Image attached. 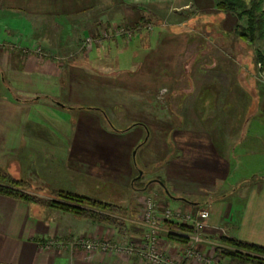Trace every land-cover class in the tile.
Masks as SVG:
<instances>
[{
	"label": "crops",
	"instance_id": "obj_1",
	"mask_svg": "<svg viewBox=\"0 0 264 264\" xmlns=\"http://www.w3.org/2000/svg\"><path fill=\"white\" fill-rule=\"evenodd\" d=\"M155 1L0 0V170L37 196L78 195L128 211L119 230L0 196V264H143L137 256L42 246L81 237L140 246L148 229L136 201L146 195L159 203L158 217L164 207L208 209L205 253L213 255L223 237L264 247V8L252 60L227 51L241 47L232 16L240 13L222 8L223 0H180L185 25L150 30L146 16L163 5ZM79 22L129 24L135 32L105 38L86 54L69 40ZM62 41L72 53L63 63L34 54L40 45L64 53ZM135 43L142 62L121 70L116 52ZM188 52L194 60L184 62ZM99 67L119 74L93 84L91 69ZM238 162L249 174L230 183ZM168 231L163 223V250L179 259L185 245Z\"/></svg>",
	"mask_w": 264,
	"mask_h": 264
},
{
	"label": "rangeland",
	"instance_id": "obj_2",
	"mask_svg": "<svg viewBox=\"0 0 264 264\" xmlns=\"http://www.w3.org/2000/svg\"><path fill=\"white\" fill-rule=\"evenodd\" d=\"M159 1H162L163 5H160L159 7H157V9L154 8V10L152 11L153 14H151L150 16H146L145 20H147V26H151V29L155 26V27H158V26H163L165 28H170V27H181L182 25L184 26V22L183 20L181 19V16H179V14H181V12H184V11H181L180 10V7H181V3H180V0H177V2H174L175 0H170V2H168V0H158V1H155L157 2L155 5H157L158 3L161 4ZM243 1V0H242ZM142 2V1H141ZM154 2V1H153ZM173 2V3H172ZM244 3V8L242 9H237L236 12H239L240 14H247V12H251L253 11L254 13V10H255V13H256V16L259 15L261 13V11L263 10L264 8V0H246L245 2L243 1ZM142 5V4H141ZM155 7V6H154ZM187 11H191V12H195L193 10V8L191 9H188ZM247 11V12H246ZM238 14V13H237ZM236 14V15H237ZM234 17V19L236 20V25L234 26V30H233V34L235 36V38L233 39L236 43L237 42H241V47L242 45H244V49H242L241 47L240 48H233V47H230L227 49V51L229 52V55H238L239 52H243L244 56H250L252 57V60L254 59L255 56L253 55H256V51L258 50V42H257V38L259 37L260 33L257 32V35L255 37L256 41L252 44H248V42L246 43L244 40L240 39L236 33V29L239 27H247L248 26V22H247V19H243V18H240L239 16H235V15H232ZM81 23V22H79ZM89 22H86L85 24H80V26H75L77 27L78 29H76V32L74 33V36L71 37L69 40H74L75 42L73 44L79 46V49H80V52L81 53H86V54H89L91 51L93 50H96V47H101L103 46V40H100L98 41L99 36L101 35H104L105 33H107L109 35V37H112L114 36L115 34V31L119 28H122V27H127V28H131V26H129V24H122V25H114L113 23H103V22H96L98 24H92V25H88ZM212 23H215L212 21ZM223 25V23H220L217 22L216 23V30L221 28V26ZM241 25V26H240ZM258 25L260 26V22H258ZM215 27V26H214ZM86 28V33H84V29ZM114 28V29H113ZM111 30L113 29V33L111 34V31H108V30ZM133 30V28H131ZM150 29V30H151ZM215 29V28H213ZM116 37V36H115ZM114 37V38H115ZM47 39H51L52 41H56L57 38L55 37H50V38H47ZM69 40H66L69 41ZM66 42L62 41V45L65 46L63 49L65 50L64 53H61V54H56V53H48V52H45L44 51V47L43 46H39L37 48H35L34 50V54H36L37 58H39L40 61H44L46 59H51V58H54L55 61H59L60 63H63L64 61H66L72 53H68L69 49L68 47H66ZM140 47L138 45L133 44V45H125V48H122L120 52H116V57H117V63H118V68H120L121 70H124V71H132L133 68L136 66V63L138 61H141L142 62V58H143V55H139L137 54L140 53L139 51ZM234 51H236V53H234ZM252 52V53H251ZM253 54V55H252ZM192 52H188L185 57H181L182 60L185 62V61H190V60H194L192 59ZM248 56V57H249ZM249 57V58H250ZM248 59V58H247ZM97 60V59H96ZM95 59L93 60V63L96 61ZM101 61L103 63H110L111 62V58L109 55H106V56H103ZM115 68V67H114ZM117 70H111V71H107L105 69H101L100 67L99 68H93L91 69V73L94 74V76H91V82L93 81V84L95 82H97L99 79H101V77H115L116 75H118L119 73L116 72ZM141 71V70H140ZM143 74L140 75V79L142 80L141 83L143 84H148L149 82H147V79L151 78L152 76H150L148 74L147 71H142ZM98 76V77H96ZM258 76H261L260 73ZM100 77V78H99ZM97 80V81H95ZM264 85V84H263ZM164 91V90H163ZM164 92L161 93V95L163 96ZM65 104L66 101H64ZM61 104V103H60ZM63 105L61 104L63 107L66 105ZM136 153V150H133L132 151V155L134 156V154ZM237 162V161H236ZM236 169L235 171L233 172V176L231 178V181H235L237 180L239 177H242V176H245L247 174H249V171H248V168L247 167H244L243 164H239L236 163ZM1 171V170H0ZM148 177V176H147ZM138 186H141L142 184L141 183H138L137 184ZM157 186H154L153 189H156L157 191H161V189H163L162 187L164 186H160L159 184H157ZM152 189L153 192H155L154 190ZM25 190V189H24ZM26 191V190H25ZM151 194V193H150ZM57 197V195H56ZM147 197H153L154 199V202L157 204L158 208L160 207L159 203L155 200L154 198V195H146L145 197H142L141 198H138L136 203L137 205L141 208L140 210V213H141V220L143 221V218H144V207H145V202H146V198ZM54 199V198H53ZM165 210H173V209H170V208H166L164 207L163 208ZM203 210V209H201ZM60 211V210H58ZM60 212H63V211H60ZM198 212V211H197ZM194 214V213H192ZM83 238V237H81ZM68 239H73V238H68ZM87 240H97V241H108V242H112L110 239H96V238H91V239H88V238H85ZM160 247L163 249L162 247V244H161V236H160ZM143 243V242H142ZM144 244V243H143ZM202 244V243H201ZM142 245V244H141ZM199 250L200 252H202L204 255L206 256H213L215 254V251H214V254L211 255V254H208V253H205L203 251V249L201 248V245L199 246ZM216 250V249H215ZM211 253V252H210ZM173 258V257H171ZM173 259H177L178 258H173ZM192 264H200L199 262H196V261H191Z\"/></svg>",
	"mask_w": 264,
	"mask_h": 264
},
{
	"label": "trees",
	"instance_id": "obj_3",
	"mask_svg": "<svg viewBox=\"0 0 264 264\" xmlns=\"http://www.w3.org/2000/svg\"><path fill=\"white\" fill-rule=\"evenodd\" d=\"M220 5L222 8L228 7L229 10L244 8L242 0H223ZM240 17L247 19L248 26L246 28L238 26L236 33L240 39L252 44L256 41L255 37L260 29L258 22L261 21V13L256 16L254 10V13L253 11L247 12V14H240ZM257 58L258 61H262L259 55ZM140 182L141 179L135 182V185ZM25 185L24 182L0 171V196L11 197L26 203H37L46 208L71 213L81 220H89L95 224H103L119 230L126 226L124 218L128 215V211L122 207L65 193L58 194L54 199L45 198L25 191ZM165 226L168 227L167 238L170 241L184 245L190 242L193 228L171 222H166ZM220 241L222 246L217 247L214 254L216 262L229 260L231 264H264V247L227 237L221 238Z\"/></svg>",
	"mask_w": 264,
	"mask_h": 264
},
{
	"label": "built area",
	"instance_id": "obj_4",
	"mask_svg": "<svg viewBox=\"0 0 264 264\" xmlns=\"http://www.w3.org/2000/svg\"><path fill=\"white\" fill-rule=\"evenodd\" d=\"M151 29V26H148ZM135 30L122 27L115 31L116 37L125 36L130 39L133 37ZM98 41L109 38L105 33L99 36ZM261 82L264 84V71L259 66ZM144 207L143 224L147 227L148 232L145 235V243L140 246L118 245L108 241L87 240L85 238H73L65 241L49 240L43 242V248L47 251L56 249H80L88 253L100 252L103 254H117L127 257L137 256L143 264H186L187 262L196 261L200 264H218L213 256H206L199 250L202 243V233L206 223L210 218L208 209L199 210L198 212L184 213L178 210H165L161 216H157V204L153 197H147ZM166 222L178 223L193 228V234L190 242L184 246L183 255L177 260L167 256L165 251L160 247V233L162 224Z\"/></svg>",
	"mask_w": 264,
	"mask_h": 264
},
{
	"label": "water",
	"instance_id": "obj_5",
	"mask_svg": "<svg viewBox=\"0 0 264 264\" xmlns=\"http://www.w3.org/2000/svg\"><path fill=\"white\" fill-rule=\"evenodd\" d=\"M142 174H143V172L141 171V172H140V176H142ZM140 176H139V177H140ZM161 185L164 186V184H163L162 182H161ZM166 193L169 194L167 190H166Z\"/></svg>",
	"mask_w": 264,
	"mask_h": 264
},
{
	"label": "bare ground",
	"instance_id": "obj_6",
	"mask_svg": "<svg viewBox=\"0 0 264 264\" xmlns=\"http://www.w3.org/2000/svg\"><path fill=\"white\" fill-rule=\"evenodd\" d=\"M112 37H115V34H114V36H112ZM110 38V37H109Z\"/></svg>",
	"mask_w": 264,
	"mask_h": 264
}]
</instances>
